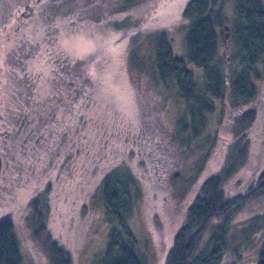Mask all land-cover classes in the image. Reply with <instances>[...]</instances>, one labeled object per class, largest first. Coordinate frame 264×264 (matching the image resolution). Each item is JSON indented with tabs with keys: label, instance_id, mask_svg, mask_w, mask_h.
<instances>
[{
	"label": "trees",
	"instance_id": "trees-1",
	"mask_svg": "<svg viewBox=\"0 0 264 264\" xmlns=\"http://www.w3.org/2000/svg\"><path fill=\"white\" fill-rule=\"evenodd\" d=\"M143 2L0 0V177L9 171L34 183L24 227L49 264H72L69 249L48 227L67 199L78 200L83 214L103 212L105 241L93 264L147 263L128 221L144 200L147 159H165V144L157 145L160 133L175 154L171 160L181 163L165 176L168 200L183 199L195 182L163 264H220L228 252L232 264L264 219L253 214L242 238L232 240L237 211L264 195V155L246 189L224 188L247 158L253 137H264L258 132L264 131V113L259 122L253 105L264 72V0L184 1L180 56L160 28L141 31L143 18L131 11ZM82 22L121 35L132 31L126 57L134 77L133 110L121 119L96 109V65L89 55L75 57L60 47L64 28ZM164 97L177 106L166 127L150 118ZM228 110L229 141L220 166L197 180ZM214 113L216 121L210 120ZM255 258L254 264H264V230ZM0 264H23L9 212L0 215Z\"/></svg>",
	"mask_w": 264,
	"mask_h": 264
},
{
	"label": "rangeland",
	"instance_id": "rangeland-1",
	"mask_svg": "<svg viewBox=\"0 0 264 264\" xmlns=\"http://www.w3.org/2000/svg\"><path fill=\"white\" fill-rule=\"evenodd\" d=\"M184 1L186 0H144L143 3L136 5L131 11L133 15L143 18L141 31L152 28H160L164 31L167 37L171 39L172 52L179 56L184 52L183 28L185 20L180 15ZM111 18H114V16H108L106 20H111ZM64 32L65 34L59 38L60 47L64 52L75 57H87L89 55V58L94 62L92 66L96 65L93 71L97 75V80H94V82H96L95 100L98 112L109 113L112 115L110 120L114 117L117 118L116 120L121 119L122 116L124 117L131 112L133 110L132 98L134 95L132 88L134 87V77L127 65L126 53L127 43L132 31L121 35L112 33L109 30L105 31L100 25L92 26L82 22L78 25L65 27ZM187 64L196 73L199 71V68L193 63L187 62ZM257 85L258 95L253 105L260 115V122L264 113V72L261 79L257 81ZM158 101L162 106L156 107L153 113L154 117L151 115L150 118L162 120L161 122L165 127L169 126L168 121L173 119L174 114L177 112V106H175L173 100L170 101L165 97L158 99ZM230 113L228 110L222 114L219 124H217L218 138L215 145L212 146L204 170H202L197 180L206 174H210L220 166V160L229 141ZM212 117L215 121L217 120L215 113L210 114V120ZM157 120L156 122H158ZM258 132L264 133L262 130H258ZM158 136L160 139L157 145L162 147L165 144L167 150L165 159L163 162L158 159L159 156L147 159L151 173L143 180L145 182L144 200L128 221L139 242L140 250L147 256L146 264H163L165 251L171 243L177 225L182 220L183 205L188 202L191 194L195 191L194 182L188 188L183 199L178 201L168 200L169 189L166 186L167 178L165 176L175 165H181V163H175L171 160L175 154L171 151L172 148L169 147L167 136L162 133ZM263 153L264 137H261L259 133V137H253L249 154L239 171L224 180V188L232 192L246 189L260 169ZM112 155L117 157L115 153H112ZM180 162L182 161L180 160ZM33 184L26 183V180L22 181L15 176H10L9 171L3 172L0 177V215L9 212L13 218L20 240L22 263L49 264L42 250L38 248L39 244L33 242L24 227L28 211L27 201L34 192ZM68 200L58 205L59 207L51 216L48 227L51 229L50 232L55 237L60 238V241L69 249L72 264H93V255L99 252L105 241L107 223L102 214L103 212L99 208H94L87 214H83L79 210L78 200L73 204ZM257 213L264 215V195L244 202L237 211L230 226L233 241L236 242L242 238L241 231L247 223V219ZM263 224L264 219L259 227H254L255 230L247 235V241L240 248V258L232 264L255 263L264 230ZM85 233L86 235L83 236ZM229 253L225 254L220 264H231L232 260L230 259L233 258V255Z\"/></svg>",
	"mask_w": 264,
	"mask_h": 264
}]
</instances>
